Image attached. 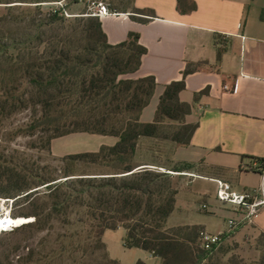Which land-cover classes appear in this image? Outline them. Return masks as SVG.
Masks as SVG:
<instances>
[{
    "label": "trees",
    "instance_id": "trees-1",
    "mask_svg": "<svg viewBox=\"0 0 264 264\" xmlns=\"http://www.w3.org/2000/svg\"><path fill=\"white\" fill-rule=\"evenodd\" d=\"M184 1L179 0L182 11ZM17 2L26 3L0 0V12L5 8L6 17H10L3 19L9 29L0 35V116H6L8 109L38 110L54 132L49 150L53 140L74 133L112 136L119 142L98 152L61 158L62 167L55 176L40 173V169H13L0 196L19 202L43 193L37 200L39 196L45 199L26 217L14 216L15 230L44 231L58 218L70 229L59 236L58 240L66 241L60 252L77 253L86 247L92 254L102 253V264H121L110 257L104 242L106 232L120 228L126 231L127 249L150 252L161 264H204L212 260L217 249L223 252L224 245L212 251L201 248V226L168 227L179 193L173 176L140 168L143 165L136 161L142 138L169 140L179 146L191 143L197 125L187 123L192 106L182 102L180 94L186 89V77L197 68L188 66L182 81L166 87L155 121L144 124L141 114L157 83L151 76L130 78L141 68L147 53L138 34L131 33L125 42L111 45L100 18L92 15L89 6L66 26L64 16L43 13L41 4L48 1L35 0L33 7ZM23 23L26 30L16 35L11 27ZM221 55L219 51V59ZM167 121L177 125L172 132L163 133ZM79 164L91 171L78 172ZM194 169L195 165L182 163L172 171ZM21 179L28 181L26 185L19 184ZM40 187L45 190L28 193ZM229 252L227 247L224 255ZM137 264L147 263L140 260ZM216 264H264V256L259 262H248L233 254Z\"/></svg>",
    "mask_w": 264,
    "mask_h": 264
},
{
    "label": "crops",
    "instance_id": "crops-1",
    "mask_svg": "<svg viewBox=\"0 0 264 264\" xmlns=\"http://www.w3.org/2000/svg\"><path fill=\"white\" fill-rule=\"evenodd\" d=\"M101 3L117 14L100 18L108 42L121 44L134 33L147 49L141 68L130 76H151L157 83L141 114L142 123L155 121L166 87L182 81L188 66L197 68L186 77V89L180 94L181 101L192 106L186 121L197 129L188 146L169 144L173 167L187 163L195 169L176 173L173 167L145 163L172 173L179 191L168 227L201 226L213 234H226L229 257L236 254L259 262L264 254V209L249 224L241 211L220 203L216 193L217 180L238 191L254 190L264 181L262 172L249 169L253 161L264 160V0H186L185 11L180 9L179 0H121L115 8ZM193 5L195 9H190ZM234 84L236 93L224 91L225 85ZM88 135L100 138L97 149L61 158L98 152L119 142L112 136ZM58 139L52 141L51 151ZM153 139L139 141L136 158L143 143ZM231 220L242 222L232 233ZM150 255L155 264H161L160 258Z\"/></svg>",
    "mask_w": 264,
    "mask_h": 264
},
{
    "label": "rangeland",
    "instance_id": "rangeland-1",
    "mask_svg": "<svg viewBox=\"0 0 264 264\" xmlns=\"http://www.w3.org/2000/svg\"><path fill=\"white\" fill-rule=\"evenodd\" d=\"M12 1L26 2L16 3L22 6H36V4L32 3L35 0ZM45 1L48 2L41 4L42 11L44 14H49L52 13L53 6L45 4L61 0ZM94 1L95 3H110L112 8H115L118 7L121 0ZM66 3L67 11L77 16L88 9V6L90 8L92 2L84 1L75 4L74 0H67ZM4 9L1 8L0 12V35L1 32L4 31L6 33L9 29L8 26H5L3 19L10 17H6L7 12ZM76 16L67 18L68 22L65 25H69V22L73 21ZM24 26L23 23L20 27H11V29L14 30L16 35H20L26 30ZM59 26L62 27V24ZM7 111L6 116H0V191L5 189L3 182L11 175V171L17 167H24L27 171H38L40 169V173H49L55 176L59 174V169L62 167L60 159L63 154L92 151L97 149L101 142L98 136L73 134L54 141V151H51L49 150L48 141L54 135V132L51 131L52 125L42 119L41 113L37 112L38 110L8 109ZM176 125L174 122H165L162 132L170 133ZM170 143L174 142L156 138L150 142L145 141L136 161L143 166H145V163L150 162L159 166L173 167L170 162ZM43 168L45 169L42 171ZM76 170L78 172L91 171L83 164L76 166ZM155 170L160 171L158 169ZM173 181L175 182V180ZM27 182L21 179L19 184L26 185ZM36 190L43 192L45 189L44 187L35 188L28 193ZM38 195L28 200L22 199L19 202H14L12 208L13 216L22 215L26 217L34 207L42 205L45 199L39 196L37 200ZM0 199L7 198L2 195ZM46 228L44 231H38L33 228L20 231L14 230L13 232L2 234L0 236V264H102V253L92 254V250L86 247L77 253L60 252L63 243H66V241L64 239L58 240L59 236L68 233L70 229L64 226L58 218L51 220ZM125 238L126 232L124 230L108 231L106 233L105 242L109 255L113 259L118 260L121 264H137L140 260L148 264L156 263V260L147 251L137 248L127 249L124 245ZM222 245H224L221 246L223 252L219 251L220 248L217 249L212 256V260H207L204 264H216L217 262H225L230 259L231 256L224 255L227 246L225 244Z\"/></svg>",
    "mask_w": 264,
    "mask_h": 264
},
{
    "label": "built area",
    "instance_id": "built-area-1",
    "mask_svg": "<svg viewBox=\"0 0 264 264\" xmlns=\"http://www.w3.org/2000/svg\"><path fill=\"white\" fill-rule=\"evenodd\" d=\"M66 1L67 0H61L54 3H46L45 5L48 4L53 6L52 13H58L60 16L72 18L76 15H72L67 11ZM79 1L81 3L84 2V0ZM90 10L92 11L93 16L99 18L107 15H117L112 13L109 8L101 2H92L90 4ZM237 89L236 84L232 87L229 85L224 86V91L226 93H236ZM152 169H158L164 172L161 168L152 167ZM249 169L262 172L264 175V161H253ZM217 184V200L224 205H230L238 211H241L244 214L245 221L249 224L254 223L264 209V181L258 188L250 191H238L230 183L221 180H217ZM14 202L15 200L12 199H0V219L3 221V224H7V215L14 217L12 214ZM202 208L206 209L207 206L203 205ZM229 225L230 233H232L242 225V222L231 220ZM14 230L15 227H2L0 230V236L5 233L13 232ZM225 238L226 234H213L203 230L200 232L201 248L206 251L216 250L223 244Z\"/></svg>",
    "mask_w": 264,
    "mask_h": 264
},
{
    "label": "bare ground",
    "instance_id": "bare-ground-1",
    "mask_svg": "<svg viewBox=\"0 0 264 264\" xmlns=\"http://www.w3.org/2000/svg\"><path fill=\"white\" fill-rule=\"evenodd\" d=\"M15 227L14 217L7 215V224H3V221L0 219V230L2 227Z\"/></svg>",
    "mask_w": 264,
    "mask_h": 264
},
{
    "label": "water",
    "instance_id": "water-1",
    "mask_svg": "<svg viewBox=\"0 0 264 264\" xmlns=\"http://www.w3.org/2000/svg\"><path fill=\"white\" fill-rule=\"evenodd\" d=\"M140 168H152V167L151 166H143V167H140ZM170 174H172V173H170Z\"/></svg>",
    "mask_w": 264,
    "mask_h": 264
}]
</instances>
